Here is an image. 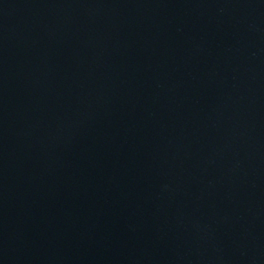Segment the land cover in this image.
Here are the masks:
<instances>
[{
    "label": "water",
    "instance_id": "95a60500",
    "mask_svg": "<svg viewBox=\"0 0 264 264\" xmlns=\"http://www.w3.org/2000/svg\"><path fill=\"white\" fill-rule=\"evenodd\" d=\"M0 264H264V0H0Z\"/></svg>",
    "mask_w": 264,
    "mask_h": 264
}]
</instances>
